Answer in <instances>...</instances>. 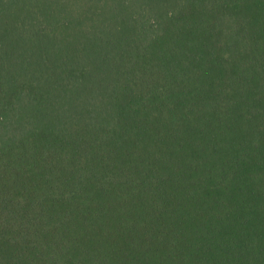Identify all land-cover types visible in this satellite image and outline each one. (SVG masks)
<instances>
[{
	"label": "trees",
	"instance_id": "16d2710c",
	"mask_svg": "<svg viewBox=\"0 0 264 264\" xmlns=\"http://www.w3.org/2000/svg\"><path fill=\"white\" fill-rule=\"evenodd\" d=\"M0 264H264V0H0Z\"/></svg>",
	"mask_w": 264,
	"mask_h": 264
}]
</instances>
